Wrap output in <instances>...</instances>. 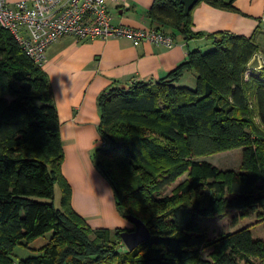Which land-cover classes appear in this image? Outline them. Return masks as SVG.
I'll use <instances>...</instances> for the list:
<instances>
[{
    "label": "trees",
    "instance_id": "obj_1",
    "mask_svg": "<svg viewBox=\"0 0 264 264\" xmlns=\"http://www.w3.org/2000/svg\"><path fill=\"white\" fill-rule=\"evenodd\" d=\"M198 2L237 10L232 0ZM146 16L172 36L202 35L180 0H153ZM208 37L211 47L187 50L165 75L115 83L97 97L98 141L108 147L93 148L94 166L108 180L117 212L149 230L128 250L120 233L131 223L91 228L73 209L48 77L0 25V264L264 262V238L252 235L253 223L208 236L198 220L230 209L264 220V75H246L258 45L231 31ZM234 147H241L236 169L196 158ZM40 236L45 241L31 248L37 253L12 258L16 244Z\"/></svg>",
    "mask_w": 264,
    "mask_h": 264
},
{
    "label": "crops",
    "instance_id": "obj_2",
    "mask_svg": "<svg viewBox=\"0 0 264 264\" xmlns=\"http://www.w3.org/2000/svg\"><path fill=\"white\" fill-rule=\"evenodd\" d=\"M16 1L19 0H6L11 5ZM152 1H108L112 23L152 27L146 16ZM232 4L237 10L218 8L205 2L195 3L191 8L192 29L202 35L183 38L175 34V43L169 47L151 42L133 45L122 36L77 39L73 35H61L45 48L42 69L48 77L60 122L64 153L61 171L71 186V203L78 211L87 203L84 186L94 189L82 173L85 171L87 178L93 173L89 159L96 181L110 197L109 210L113 219L110 225L124 227V217L116 210L109 182L88 156L99 138L97 97L105 88L115 83L165 75L184 59L187 50L212 46L208 34L217 30L251 36L258 45L251 59L264 58V0H232ZM80 155L83 157L81 166ZM95 209L96 215H101L103 209L99 203Z\"/></svg>",
    "mask_w": 264,
    "mask_h": 264
},
{
    "label": "built area",
    "instance_id": "obj_3",
    "mask_svg": "<svg viewBox=\"0 0 264 264\" xmlns=\"http://www.w3.org/2000/svg\"><path fill=\"white\" fill-rule=\"evenodd\" d=\"M108 1L117 0H0V25L12 33L24 53L41 65L44 50L61 35L77 39L122 36L133 45L151 42L169 47L171 34L154 27L112 23ZM103 145L108 147L107 140ZM107 145V146H106Z\"/></svg>",
    "mask_w": 264,
    "mask_h": 264
},
{
    "label": "rangeland",
    "instance_id": "obj_4",
    "mask_svg": "<svg viewBox=\"0 0 264 264\" xmlns=\"http://www.w3.org/2000/svg\"><path fill=\"white\" fill-rule=\"evenodd\" d=\"M7 4L11 5L9 3H7ZM209 47H211V46H207V47L203 46L201 50H205ZM41 67H42V63H41ZM179 83H180V81H179ZM102 142L103 141L97 140L94 147H96V146L104 147ZM94 147H92V150ZM92 150L90 151V155H88V156L90 157V160L92 161V163L94 165L93 158L91 156ZM240 154H241V147H234V148L221 150V151H217V152H213V153L202 154V155L197 156L196 158L208 160L220 168H235L236 169V168H238L239 163H240ZM63 155H64V153H63ZM88 156H87V159H88ZM75 162H76V160H75ZM82 163H83V157H82V155H80L79 156V165L81 166ZM88 163H89V166H90L93 173L91 175H89L88 178L85 174V171H82V173H83V176L85 177V179L87 180V182L89 184H91L94 189L91 190L90 188H86L84 186L85 199L87 200L86 206L83 207V209H80L81 212L78 211L75 207L73 209L84 218L85 222L91 228H98V227L112 228V227H116V226L120 227L121 225H115V226L110 225L113 221L111 214H110V210H109L110 197L108 195H106V192L103 189V187L96 181V176H95V173L91 167L89 159H88ZM61 165H62V163H61ZM78 171H79V173H81L80 170H78ZM86 173H87V170H86ZM100 174L102 175L101 172H100ZM63 176H64V174H63ZM182 177H183V175L178 177V179H181ZM170 187H171V185L165 187L163 189V192H169ZM35 198H38L41 200L46 199V198L41 197V196H37ZM59 198H60L59 188H58L57 184H54L53 201H54V204L56 206H59ZM78 198H81V196H78ZM96 203H99V205L103 209L101 215H99V216L96 215V209H95ZM72 206H73V204H72ZM238 213H239V210L230 209L224 215L214 214V215H209V216H199L198 220L200 222L201 227L206 230V233L208 236H212L220 230H233V229H236V228L243 226L245 224L253 223L250 226L252 235L254 237L264 238V220L263 221L257 220L258 218L256 216L255 211H252V210L249 211L248 215H246V216H240V215H238ZM232 216H233V218H232ZM123 219L125 221L124 227H129V222H131V221L129 219H127L126 217H124ZM45 238H46V236H40V237L30 241L28 246L16 244L12 250V258L14 260H17V259L25 257L27 255L37 253V251L35 249H31V248H33V247L36 248V246L38 247L39 245H41L45 241ZM207 251H208L207 248L202 249L201 254L203 256L207 257ZM239 264H243V262L240 261ZM261 264H264V262Z\"/></svg>",
    "mask_w": 264,
    "mask_h": 264
},
{
    "label": "water",
    "instance_id": "obj_5",
    "mask_svg": "<svg viewBox=\"0 0 264 264\" xmlns=\"http://www.w3.org/2000/svg\"><path fill=\"white\" fill-rule=\"evenodd\" d=\"M183 4V9L185 12H188L193 5L196 3V0H180ZM126 218L133 223L132 230H124L120 233L122 242L127 247V249L134 248L139 242L146 240L149 236V230L146 227L145 223L140 220L138 217L133 215H126Z\"/></svg>",
    "mask_w": 264,
    "mask_h": 264
},
{
    "label": "clouds",
    "instance_id": "obj_6",
    "mask_svg": "<svg viewBox=\"0 0 264 264\" xmlns=\"http://www.w3.org/2000/svg\"><path fill=\"white\" fill-rule=\"evenodd\" d=\"M254 64L255 66H253ZM249 71L264 75V58H260L259 60L250 59L247 63L246 71V75L250 78Z\"/></svg>",
    "mask_w": 264,
    "mask_h": 264
},
{
    "label": "bare ground",
    "instance_id": "obj_7",
    "mask_svg": "<svg viewBox=\"0 0 264 264\" xmlns=\"http://www.w3.org/2000/svg\"><path fill=\"white\" fill-rule=\"evenodd\" d=\"M131 224H132V226H133V223L132 222H130ZM123 245H124V243H123ZM124 247H126L125 245H124ZM127 248V247H126ZM129 250V249H128Z\"/></svg>",
    "mask_w": 264,
    "mask_h": 264
}]
</instances>
